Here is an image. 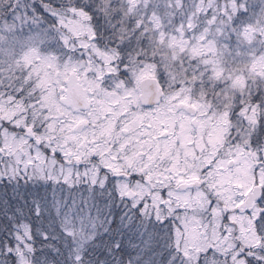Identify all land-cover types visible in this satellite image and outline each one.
Wrapping results in <instances>:
<instances>
[{"label": "snow or ice", "instance_id": "obj_1", "mask_svg": "<svg viewBox=\"0 0 264 264\" xmlns=\"http://www.w3.org/2000/svg\"><path fill=\"white\" fill-rule=\"evenodd\" d=\"M0 264H264V0H0Z\"/></svg>", "mask_w": 264, "mask_h": 264}]
</instances>
